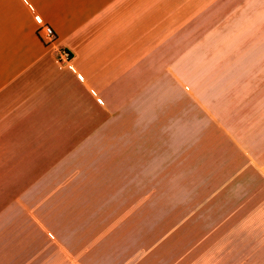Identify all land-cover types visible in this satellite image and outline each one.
Returning <instances> with one entry per match:
<instances>
[{
  "label": "crops",
  "instance_id": "1",
  "mask_svg": "<svg viewBox=\"0 0 264 264\" xmlns=\"http://www.w3.org/2000/svg\"><path fill=\"white\" fill-rule=\"evenodd\" d=\"M247 80L239 104H264V0H0V224L15 212L5 184L14 202L31 198L33 182L19 180H70L101 136H116L120 108L185 102L231 121L229 108L205 106ZM263 251L264 228L252 264H264Z\"/></svg>",
  "mask_w": 264,
  "mask_h": 264
},
{
  "label": "rangeland",
  "instance_id": "2",
  "mask_svg": "<svg viewBox=\"0 0 264 264\" xmlns=\"http://www.w3.org/2000/svg\"><path fill=\"white\" fill-rule=\"evenodd\" d=\"M250 82L205 106L231 121L185 102L124 106L116 136H101L70 180H19L33 182L31 198L14 202L5 184L15 212L0 224V264H252L264 168L245 162L264 165V104H239Z\"/></svg>",
  "mask_w": 264,
  "mask_h": 264
},
{
  "label": "built area",
  "instance_id": "3",
  "mask_svg": "<svg viewBox=\"0 0 264 264\" xmlns=\"http://www.w3.org/2000/svg\"><path fill=\"white\" fill-rule=\"evenodd\" d=\"M37 33L40 35L41 39L45 43H50L52 41L53 33L49 26L40 24L37 27ZM57 53H58L57 59L59 63L64 62L67 65V67L71 69V66H69L70 54L68 50L60 48Z\"/></svg>",
  "mask_w": 264,
  "mask_h": 264
}]
</instances>
